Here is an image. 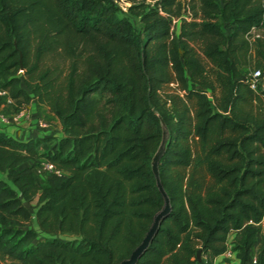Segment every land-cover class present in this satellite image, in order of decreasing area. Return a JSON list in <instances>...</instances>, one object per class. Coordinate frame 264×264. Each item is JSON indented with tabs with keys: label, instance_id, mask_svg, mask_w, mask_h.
Here are the masks:
<instances>
[{
	"label": "trees",
	"instance_id": "trees-1",
	"mask_svg": "<svg viewBox=\"0 0 264 264\" xmlns=\"http://www.w3.org/2000/svg\"><path fill=\"white\" fill-rule=\"evenodd\" d=\"M133 7L139 28L117 0H0V89L12 113L33 97L62 129L0 130V264L128 257L163 204L160 118L170 210L136 264H226L229 244L247 264L258 239L264 264V86L246 80L264 61V0ZM42 160L60 173L38 180Z\"/></svg>",
	"mask_w": 264,
	"mask_h": 264
},
{
	"label": "crops",
	"instance_id": "crops-1",
	"mask_svg": "<svg viewBox=\"0 0 264 264\" xmlns=\"http://www.w3.org/2000/svg\"><path fill=\"white\" fill-rule=\"evenodd\" d=\"M13 111V101L6 93H0V130H3L17 139H28L34 136L45 135H62L61 123L59 119L48 109L47 105L37 103L32 97L30 103L26 107V117L20 123H6L1 119V115L9 116ZM42 118L46 121L45 127L37 126V119ZM259 246V244H258ZM258 246L253 254L257 252ZM225 258L224 254H220L215 258ZM238 262V259L232 257Z\"/></svg>",
	"mask_w": 264,
	"mask_h": 264
},
{
	"label": "water",
	"instance_id": "water-1",
	"mask_svg": "<svg viewBox=\"0 0 264 264\" xmlns=\"http://www.w3.org/2000/svg\"><path fill=\"white\" fill-rule=\"evenodd\" d=\"M264 89V87H263ZM161 123V139L159 141V144L154 151L152 157H151V169L155 176L156 185L161 192L163 196V204L159 210H157L153 214L152 221L145 232L143 238L141 241L132 249L128 257H125L121 259L116 264H136L139 256L142 254V252L145 250V248L148 246L149 242L151 241L152 236L154 235L157 227L159 226L161 219L169 212L170 210V202L169 198L163 189V186L159 179V160L164 151L166 150L168 143H169V134L167 131V128L163 122V120L160 118ZM197 256L200 257V249L197 250Z\"/></svg>",
	"mask_w": 264,
	"mask_h": 264
},
{
	"label": "built area",
	"instance_id": "built-area-1",
	"mask_svg": "<svg viewBox=\"0 0 264 264\" xmlns=\"http://www.w3.org/2000/svg\"><path fill=\"white\" fill-rule=\"evenodd\" d=\"M173 22L177 24L178 20L173 19ZM252 32L254 33L255 31L253 30ZM246 80L252 88H256L261 85L264 86V61L260 66H254L247 72ZM0 93H5V90L0 89ZM26 115H27L26 108H20L14 111L13 113H11L9 116L1 115V119L6 123H20L22 119L26 117ZM46 124L47 123L45 120L41 118L37 119L38 127H45ZM35 172L37 175H40L39 180L42 181L44 178H47L53 172L60 173V170L57 169L51 161L42 160L35 167ZM222 254H224V257H234L235 256L237 258L236 252L232 249L230 244L228 245L227 249ZM255 262H256V253L251 254V257L249 261L247 262V264H255Z\"/></svg>",
	"mask_w": 264,
	"mask_h": 264
},
{
	"label": "rangeland",
	"instance_id": "rangeland-1",
	"mask_svg": "<svg viewBox=\"0 0 264 264\" xmlns=\"http://www.w3.org/2000/svg\"><path fill=\"white\" fill-rule=\"evenodd\" d=\"M140 0H117L118 6L120 8L119 10V14L123 15V14H128L133 18V22L135 27L139 28L141 27V20H140V15L137 14V11L140 10L139 8H132V6H134L135 4H138ZM154 0H144V2L148 3V2H153ZM177 20V19H176ZM175 30L178 29V23L176 24V26L174 27ZM59 62H61V60H57ZM56 61V62H57ZM250 69H248L249 71ZM247 71V72H248ZM42 119V118H41ZM44 120V119H43ZM37 179H40V175H37ZM37 202V197H35L34 199H32L30 202L27 203V205L29 206L31 212L34 214L35 213V204ZM33 226L36 227V222L34 221ZM259 239L255 242L254 246L251 249V254L254 253L255 248L258 246L259 244ZM219 262H223L226 264H235L236 261L234 258L232 257H225V258H221L217 260V263Z\"/></svg>",
	"mask_w": 264,
	"mask_h": 264
}]
</instances>
